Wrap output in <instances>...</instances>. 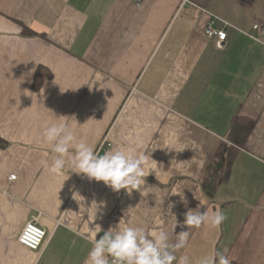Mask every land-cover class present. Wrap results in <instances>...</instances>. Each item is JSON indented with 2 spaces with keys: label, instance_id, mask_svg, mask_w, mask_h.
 Masks as SVG:
<instances>
[{
  "label": "crops",
  "instance_id": "obj_1",
  "mask_svg": "<svg viewBox=\"0 0 264 264\" xmlns=\"http://www.w3.org/2000/svg\"><path fill=\"white\" fill-rule=\"evenodd\" d=\"M0 139V264H264V0H0Z\"/></svg>",
  "mask_w": 264,
  "mask_h": 264
},
{
  "label": "trees",
  "instance_id": "obj_2",
  "mask_svg": "<svg viewBox=\"0 0 264 264\" xmlns=\"http://www.w3.org/2000/svg\"><path fill=\"white\" fill-rule=\"evenodd\" d=\"M25 33L34 34V32L25 29ZM52 76L51 71L39 67L34 75L33 87L39 89L45 78ZM255 119L236 115L231 124L229 140L231 143H223L215 153L210 165L202 178V186L205 192L212 196L218 186L227 181L231 174L232 163L238 153V146H244L251 131L255 126ZM6 142L0 139V145L6 146ZM231 264H239L231 262Z\"/></svg>",
  "mask_w": 264,
  "mask_h": 264
},
{
  "label": "built area",
  "instance_id": "obj_3",
  "mask_svg": "<svg viewBox=\"0 0 264 264\" xmlns=\"http://www.w3.org/2000/svg\"><path fill=\"white\" fill-rule=\"evenodd\" d=\"M253 27L254 30H258L257 24H255ZM207 33L210 35H217L218 37L217 45L223 46L224 41L227 38V31L225 29H216L213 27V25L209 24L207 27ZM108 140H109L108 135H106L103 138L100 147L104 148L106 146H110L111 142H109ZM99 167L106 168L107 163L100 162ZM15 177H16L15 174H11L9 178L12 179ZM48 238L49 237L47 230L42 225H40L37 217H33L32 219L28 220L18 235L19 242L32 250H42L45 244L47 243ZM149 261L150 263L155 262L156 261L155 256H151ZM124 263H128V262L124 258H121L118 255L111 253L110 264H124Z\"/></svg>",
  "mask_w": 264,
  "mask_h": 264
}]
</instances>
